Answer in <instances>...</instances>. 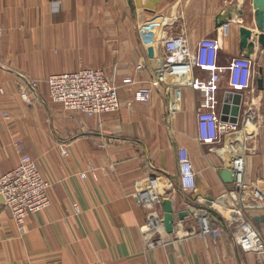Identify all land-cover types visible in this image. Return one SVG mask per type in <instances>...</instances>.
Returning <instances> with one entry per match:
<instances>
[{"label": "crops", "instance_id": "obj_1", "mask_svg": "<svg viewBox=\"0 0 264 264\" xmlns=\"http://www.w3.org/2000/svg\"><path fill=\"white\" fill-rule=\"evenodd\" d=\"M227 14L232 17L228 35L221 37L216 21ZM255 14L252 0H0L5 30L0 41V172L16 167L19 156L13 145L20 142L50 184V206L31 215L23 233L0 196V264H260L236 244L230 211L222 212L216 240L199 236L192 217L174 223L167 234L160 204L147 232L149 213L134 197L157 176L161 201L168 198L176 214L208 204L204 196L226 205L221 197L230 186L211 169L220 161L209 146L200 147L195 140L201 94L168 78L147 104L126 107L135 91L158 77L150 51L159 56L164 39L184 30L194 47L202 38L219 37V66L237 56L255 62L251 98L261 119L248 142L246 179L264 185V38L258 44ZM241 29L247 30L243 44ZM81 68L104 72L118 90L117 112L88 118L49 99L48 77ZM17 74L39 83L28 102L20 99L24 83ZM206 76L194 74L196 79ZM219 86L222 99L226 74ZM172 101L177 110L168 120L166 107ZM179 147L189 151L197 175L192 193L178 187ZM89 167L93 172H86ZM73 203L79 215L73 213ZM246 215L264 229V223L255 222L264 213L248 210ZM145 233L165 246H146Z\"/></svg>", "mask_w": 264, "mask_h": 264}, {"label": "built area", "instance_id": "obj_2", "mask_svg": "<svg viewBox=\"0 0 264 264\" xmlns=\"http://www.w3.org/2000/svg\"><path fill=\"white\" fill-rule=\"evenodd\" d=\"M5 30L0 25V41ZM228 35V25L220 28V36ZM220 48L219 37L202 38L192 47L184 30L167 37L160 44V55L153 53L154 68L158 77L151 81L150 87L135 91L126 102L130 108L135 103L147 104L152 91L171 78L180 87H188L201 94V102L195 110L196 142L198 146H209L208 151L215 153L220 161L219 167H211L214 174L221 170H230L235 177L233 188L225 189L222 199L227 203L223 210L206 203L195 206L189 217L197 221L202 237L216 240L221 235L222 212L232 214L229 224L233 228L236 244L244 254L256 257L260 264H264V229L259 230L246 215L250 209L264 213V185L255 181L248 183L246 179V154L248 142L256 136L257 124L261 117L258 105L251 98V91L255 79V62L251 57L237 56L230 60L227 66L218 64ZM138 66L136 71H140ZM195 72L207 76L194 78ZM227 75V94H240L241 104L236 122L222 121L221 107L223 99L219 97L220 81ZM24 86L19 93L23 102H28L30 96L38 88V82L26 75L17 74ZM128 77L126 82L131 83ZM49 99L60 104L65 111L84 114L88 118L103 114H112L121 107L117 88L110 83L104 72L99 68H81L76 72L54 74L46 79ZM4 90L0 88V97ZM231 105V99L229 101ZM177 110L176 103L169 102L166 107V119L173 118ZM7 115V113H3ZM229 119V115H225ZM19 156L16 167L7 172H0V196L4 207L8 210L11 220L20 233L24 232L27 219L36 213L46 210L50 206L48 191L50 184L43 178L39 167L26 152L20 142L14 143ZM63 157L65 150H60ZM86 172H93L89 167ZM85 172L80 174L85 179ZM196 173L189 151L185 147L177 150V181L183 193H192L196 189ZM147 186L135 193L134 197L149 213L146 231H151L156 214V206L161 204L162 190L158 177H151ZM72 211L79 215L81 210L76 203L72 204ZM185 221V220H184ZM184 221L177 222L183 223ZM161 223V219H160ZM159 223L155 224L158 225ZM174 229V228H173ZM189 231L187 234H192ZM149 233H145L147 237ZM148 247H164L159 240L151 241L145 238Z\"/></svg>", "mask_w": 264, "mask_h": 264}, {"label": "water", "instance_id": "obj_3", "mask_svg": "<svg viewBox=\"0 0 264 264\" xmlns=\"http://www.w3.org/2000/svg\"><path fill=\"white\" fill-rule=\"evenodd\" d=\"M252 6L253 9L256 11L255 14V23L257 26V29L260 32L259 38H258V44L263 45V38H264V0H252ZM232 19L231 15L227 14L226 16H219L216 21V26L221 27L224 24H228V22ZM240 38L242 41V44L245 43L247 39V30L241 29L240 31ZM152 51H150V56L152 58ZM249 57V56H245ZM256 84L258 88L262 87V81L261 79H256ZM231 99V105H229V101ZM241 104V95L240 94H227L223 99V105L221 107V114H222V121L229 120V122L235 123L237 116L239 114V108ZM225 115H229V119H226ZM219 179L225 184L230 186L229 188H233V183L235 182V177L232 175L230 170H221L217 173ZM199 190H201L199 188ZM206 201H208V206H210L209 202H214L216 199H213L210 196H204L203 197ZM198 197L197 195H194L193 201H197ZM3 200V199H2ZM161 211L163 212L162 216V226L164 231L167 234H171L173 232V225L174 223L184 221L188 218L189 214H192L195 210L194 207L192 209L186 211V212H180L178 214L174 213L171 205V201L168 198H165L162 200L161 204ZM256 223H264V216H260L255 219Z\"/></svg>", "mask_w": 264, "mask_h": 264}, {"label": "bare ground", "instance_id": "obj_4", "mask_svg": "<svg viewBox=\"0 0 264 264\" xmlns=\"http://www.w3.org/2000/svg\"><path fill=\"white\" fill-rule=\"evenodd\" d=\"M211 205H214V206H216L217 207V209H219V210H223L224 209V203H222V202H220L219 200H215L214 202H209Z\"/></svg>", "mask_w": 264, "mask_h": 264}, {"label": "rangeland", "instance_id": "obj_5", "mask_svg": "<svg viewBox=\"0 0 264 264\" xmlns=\"http://www.w3.org/2000/svg\"><path fill=\"white\" fill-rule=\"evenodd\" d=\"M256 67V66H255ZM257 69V68H256ZM254 103H256L255 101H254ZM257 104V103H256ZM210 206H212L211 204H209ZM250 211H253L252 209H250ZM227 213V212H226ZM223 214H224V212H223ZM224 215H226V214H224Z\"/></svg>", "mask_w": 264, "mask_h": 264}]
</instances>
